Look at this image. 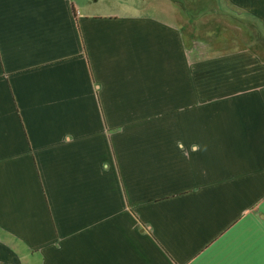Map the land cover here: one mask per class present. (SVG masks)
Listing matches in <instances>:
<instances>
[{"label":"crops","instance_id":"1","mask_svg":"<svg viewBox=\"0 0 264 264\" xmlns=\"http://www.w3.org/2000/svg\"><path fill=\"white\" fill-rule=\"evenodd\" d=\"M172 1L0 0V264H264V0Z\"/></svg>","mask_w":264,"mask_h":264},{"label":"rangeland","instance_id":"2","mask_svg":"<svg viewBox=\"0 0 264 264\" xmlns=\"http://www.w3.org/2000/svg\"><path fill=\"white\" fill-rule=\"evenodd\" d=\"M122 1L124 4V9L127 8H137L136 4H141L140 8H147V9H160L164 6H169L170 8L173 5L172 0H118ZM181 1V13L183 15V19H186V21L189 19V15H192L194 17L195 22V28L193 29V35L196 38H204L207 34V29L211 23V17L210 15L215 11H209L210 7L215 4L216 2H207V0H195V1H189V0H180ZM100 4V1L98 2ZM119 4V3H118ZM176 7H178V3H175ZM100 10L105 9L104 7L99 8ZM189 9V11H187ZM207 10L209 12H207ZM213 29V26H211V30ZM215 30V29H213Z\"/></svg>","mask_w":264,"mask_h":264}]
</instances>
